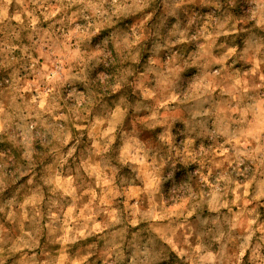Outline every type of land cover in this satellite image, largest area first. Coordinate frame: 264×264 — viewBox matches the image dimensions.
<instances>
[{
    "label": "clouds",
    "instance_id": "clouds-1",
    "mask_svg": "<svg viewBox=\"0 0 264 264\" xmlns=\"http://www.w3.org/2000/svg\"><path fill=\"white\" fill-rule=\"evenodd\" d=\"M9 2L0 3L5 12ZM38 52L64 60L68 71L56 64L55 79L45 81ZM262 72L264 0H33L27 18H8L0 28V136L18 148L30 140L43 147L29 144L23 165L0 152V168L16 165L13 177L30 171L33 188L70 175L80 191L92 186L84 182L92 164L112 180L108 199L119 195L125 206L113 223L105 218L93 246L75 251L58 245L51 219L46 227L30 212L29 235L0 236V264H95L89 256L103 264H204L210 254L214 264H264L259 204L233 212L228 199L220 210L233 186H264ZM25 87L47 93L43 106ZM229 87L225 97L220 90ZM78 124L84 130L76 134ZM221 149L231 172L215 170ZM129 188L138 208L167 217L184 199L192 215L133 228ZM170 236L175 256L165 246Z\"/></svg>",
    "mask_w": 264,
    "mask_h": 264
},
{
    "label": "rangeland",
    "instance_id": "rangeland-1",
    "mask_svg": "<svg viewBox=\"0 0 264 264\" xmlns=\"http://www.w3.org/2000/svg\"><path fill=\"white\" fill-rule=\"evenodd\" d=\"M3 0H0L2 3ZM33 0H10L9 8L7 12L0 7V28L6 26L8 18L11 19L12 24H16L25 19L29 15V10L32 7ZM31 22V21H30ZM69 43L72 42L71 34L68 37ZM183 40L176 41L175 46L183 44ZM36 56H40L37 62L38 68L41 72L46 73L45 81L49 79H55L57 75L56 64L60 65L59 72H67L68 69L65 66V62L57 57H48L46 53H35L33 59ZM264 77V72L260 74ZM260 77H258L259 79ZM35 78L29 76L25 84H29ZM26 93H38L41 96L40 106H43L47 93L40 91L39 89H33L31 87H25ZM130 91V90H129ZM221 93L225 97L229 96L232 92L231 87L225 89L221 88ZM44 123L43 121L41 122ZM73 130L76 134L82 132L83 125H74ZM107 132V129H104ZM31 136V133L29 134ZM24 140V137H19ZM86 138V137H85ZM72 143L71 141L68 142ZM29 144L31 147L40 150L43 145L36 140H30L22 148H18L14 145L9 137L0 136V152H6L11 155L15 161L19 164H25V160L22 157L28 153ZM243 149L244 145L241 143L238 145ZM227 145H225V149ZM225 149H221L216 153L217 159L215 160L214 167L216 172H221L226 169L231 172V168L228 166V162L224 160L226 155ZM215 151V150H214ZM3 161L0 160V163ZM16 165L10 164L7 167L0 168V236L8 235L13 239L21 236L29 235L28 225L31 220V215H35L39 218V222L45 224L49 219L60 229V235L57 236L58 245H73V251L78 247H91L95 244L97 237L101 231H106L107 226L103 223L107 218L108 224H111L115 220V214L119 209L125 206L123 198L117 195L113 200H109L104 193V189L108 188L109 193L113 191L109 186L112 184V180L108 178V175L102 172L99 168H95L92 164L88 165L89 171L93 172L91 177H88L85 183H90L91 187H85L80 191L76 190V182L72 176L57 175L55 178V184L53 186L44 185L43 187L33 188L30 177L32 173L30 171L21 170L16 173V177H13L11 173L15 170ZM243 167V166H241ZM35 171V169H33ZM223 179L222 177H217ZM243 179V178H238ZM60 192L64 197L63 200L57 199L56 193ZM264 186L252 185L249 187L248 181H244L243 191H239L236 186H233V190L229 193L228 198L220 202V210L227 211L229 208L228 199L231 200L232 211L237 210V205L242 204L248 208L259 204L260 220L264 221ZM128 194L133 198L132 206V219L131 227L135 228L138 225L145 227L149 225L159 224L161 226L168 224L170 219L179 220L183 217H191L192 210L188 208L184 199H180L178 202L171 204L168 207L169 216L164 217L159 214L158 211H153L148 206L138 208L134 203V198L137 195V190L133 188L128 189ZM243 197L240 199L239 197ZM215 194L212 193L209 196L208 211L214 212L213 205ZM53 203L55 206L53 210L49 211V203ZM187 209V211H185ZM31 212V215H30ZM176 213L173 217L171 214ZM183 213V217L179 214ZM256 228V232L252 237L256 239L261 233L258 224H253ZM89 234L85 237L84 233ZM247 232V228H245ZM177 234L183 232L182 227H176ZM181 239H189L187 234L180 237ZM176 236H170L165 246L171 249V254L175 256L177 254L178 245L176 243ZM43 246L44 238L41 237L39 241ZM21 251H27L22 249ZM20 253H17V256ZM247 255V253H242ZM88 261H95V264H103V258L97 259L96 256H89ZM87 264V261H85ZM204 264H214V260L209 255V259Z\"/></svg>",
    "mask_w": 264,
    "mask_h": 264
}]
</instances>
